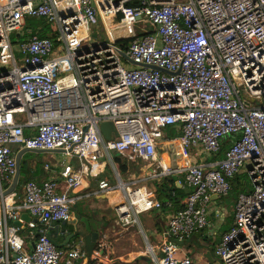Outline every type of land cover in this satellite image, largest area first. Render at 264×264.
I'll list each match as a JSON object with an SVG mask.
<instances>
[{"label":"built area","instance_id":"built-area-1","mask_svg":"<svg viewBox=\"0 0 264 264\" xmlns=\"http://www.w3.org/2000/svg\"><path fill=\"white\" fill-rule=\"evenodd\" d=\"M28 18L48 35L24 38ZM224 138V158L195 160L216 155ZM24 148L79 166L28 181L15 203L5 191ZM112 152L157 165L158 176L183 175L191 188L148 264H264V0H0V264H114L106 247L88 257L83 237L57 247L49 235L66 234L58 224L72 219V191L105 173L104 156L116 179H98L96 193L123 228L143 232L146 214L162 211L148 187L121 176ZM242 171L252 191L240 194L215 261L180 255L175 239L208 224L214 195ZM23 210L36 218L28 234L16 224Z\"/></svg>","mask_w":264,"mask_h":264},{"label":"crops","instance_id":"crops-1","mask_svg":"<svg viewBox=\"0 0 264 264\" xmlns=\"http://www.w3.org/2000/svg\"><path fill=\"white\" fill-rule=\"evenodd\" d=\"M55 152L58 151H54L53 153L51 152L50 154V158L53 160H50L48 157L46 161L38 157L36 154H33V152H23L21 155V167L17 188L7 194L12 201L20 203L23 200V187L28 181L33 180L38 183H42L50 178L56 177L66 168L67 163L74 164L75 168H78L79 163L77 160L67 158L66 162H62L63 154L61 153V156H58ZM33 156H35V158ZM111 156L115 165L118 166L121 176L125 180H137L140 184H144L148 187L152 195L155 193L156 184L161 182L162 179L166 177L158 176L154 173L152 174L153 167L159 170L157 165V167L155 165H153V167L148 164L144 165L143 163L145 162L139 158L132 162L133 159L129 156L127 157V160L131 163V167H129L128 171L122 172L120 170L119 163L114 158V152L111 153ZM194 157L197 162H200L206 167H210V164L217 160L216 155H207L205 153L199 154L195 152ZM102 159L104 161L105 173L101 175L86 176L84 179V186L80 189L72 191L73 195H78L79 198H76V201L72 206L71 223L65 222L58 224L59 228H63L66 231V234L60 235L57 233V230L52 229L51 236L62 247H68L69 244H72L74 241H78L80 237H83V247L85 249V234L97 232L99 233V238L97 240L95 250L100 249L101 247L108 248L111 257L115 259L114 264H148L152 261V258L155 255L159 257L161 254L160 244L162 242V229L165 225H167L169 217L174 213L167 211L163 206L162 211H153L146 214L142 221V225L144 227L143 232L138 226H133L129 229L123 228L117 222L113 212H111L106 206L102 196L99 193H96L98 179L107 177L112 182L116 179L113 165L109 162L108 156H104ZM24 161L27 170L25 174H23ZM106 166H108V170H106ZM170 176H173L176 180L177 187L185 190L186 196L183 200L185 203L186 198L191 191L190 186L183 175L173 174ZM22 179L23 182H21ZM177 181L180 183V186H178ZM223 197L224 196L214 197V203H212V211L208 218V224L204 227L207 229L204 236L202 235L203 237H200L198 232L195 233L203 245L195 243H189L186 245L181 244L182 249L180 251V255L190 254L198 261L210 262L204 256L205 252L208 250L207 246L211 247V245L207 242V239H204L205 236L206 238L209 237L217 241L221 238L224 232L231 228L232 225L230 215L231 212H234L235 207L231 210L228 209ZM27 213L29 212L23 210L21 214L22 218L23 216H26ZM76 218L78 219L77 223L74 222ZM34 219L36 221V218L32 217V220ZM26 223H28V221H25L24 219V225L21 226V233L23 234L29 233V228ZM41 226L42 224L40 220H38L36 232H40ZM72 234L75 235L68 240ZM148 244L152 246L154 254L148 250ZM212 256L215 261L214 248H212ZM88 261H85L86 264Z\"/></svg>","mask_w":264,"mask_h":264},{"label":"trees","instance_id":"trees-1","mask_svg":"<svg viewBox=\"0 0 264 264\" xmlns=\"http://www.w3.org/2000/svg\"><path fill=\"white\" fill-rule=\"evenodd\" d=\"M38 33L40 36L44 37L47 36V31H41L39 30V21L36 18H28L26 25H25V36L29 37L34 34ZM167 132L170 136H176L180 133L179 130H177L174 126H169L167 128ZM232 145V138H224L221 143V149L216 154V159H222L225 157L226 151L230 148ZM114 158L120 165V170L122 172L128 171L129 167H131V163L127 160V157H124L119 152H114ZM27 172L25 161L23 166V174ZM23 176V175H22ZM231 190L230 192L225 195L223 198L225 199L226 206L228 209H233L236 205V202L242 193H250L252 191V186L249 183L248 176L245 172H239L235 177L231 178ZM23 182V179L21 180ZM21 184V183H20ZM154 197L161 201L164 205V208L171 212V213H178L179 211L183 210L185 208V203L183 202L186 192L183 188H179L176 185V180L173 178V176H166L162 179L161 182L156 184V190L153 194ZM170 204V205H169ZM234 216H235V210L234 212H231V227L234 224ZM207 231L206 228H203L198 232V235L201 237L204 236V233ZM202 236V237H203ZM204 239H207V242L211 245L212 248H215L216 243L221 239H218L217 241L213 240L212 238H209L205 236ZM94 263L93 260H89L88 264ZM126 264V263H122Z\"/></svg>","mask_w":264,"mask_h":264},{"label":"water","instance_id":"water-1","mask_svg":"<svg viewBox=\"0 0 264 264\" xmlns=\"http://www.w3.org/2000/svg\"><path fill=\"white\" fill-rule=\"evenodd\" d=\"M146 27V26H144ZM123 54V56L125 57H128L124 52H121ZM26 151H31L30 149H22L18 154H17V167H18V170H17V174L13 180V183L11 184L10 188L8 190L5 191V194H9L11 193L12 191H14L16 188H17V184H18V181H19V175H20V167H21V155L23 154V152H26ZM177 184L178 186H180V183L177 181ZM190 191V189H189ZM218 195L215 194L214 197H217ZM23 219H25V221H30L32 220V217L30 216L29 213H27L26 216H23ZM35 220V219H34ZM77 218L74 220L75 223H77ZM68 223H71V220L68 221ZM17 225L19 226H22V222L21 221H17L16 222ZM42 232H38V235L41 234ZM49 235H51V232H49ZM75 234H72L68 240H70ZM99 238V233L97 232H90V233H86L85 234V249L87 251V254L89 257L92 256V254L94 253V250H95V247H96V244H97V240ZM51 239L52 241L55 243V245L57 247H62L61 245H59L51 236ZM175 241H178L180 244L182 245H186V244H189V243H195V244H198V245H203L200 240L198 239V236L196 234H193L191 237H189L188 239H185V240H178V239H175ZM207 251L205 252L204 256L205 258H207L210 262H213V256H212V248L207 246Z\"/></svg>","mask_w":264,"mask_h":264},{"label":"rangeland","instance_id":"rangeland-1","mask_svg":"<svg viewBox=\"0 0 264 264\" xmlns=\"http://www.w3.org/2000/svg\"><path fill=\"white\" fill-rule=\"evenodd\" d=\"M148 25H149L150 27L152 26V24H151L150 22H148ZM104 39L108 40L107 37H104ZM126 65H127V66H132V64H131L130 62H126ZM52 153H53V152H52ZM55 153H56V155L61 156V152H60V151L55 152ZM33 154H34V153H33ZM37 156H38V155H37ZM33 157L35 158V156H33ZM38 157H40L41 159H44L42 155H40V156H38ZM48 157L50 158V154H49ZM50 160H53V159L50 158ZM143 164L145 165L146 163H143ZM106 170H108V166H106Z\"/></svg>","mask_w":264,"mask_h":264}]
</instances>
